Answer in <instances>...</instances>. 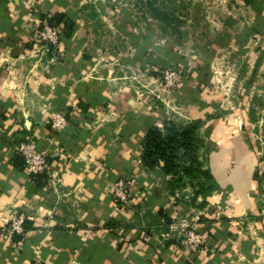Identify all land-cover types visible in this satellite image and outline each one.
Returning <instances> with one entry per match:
<instances>
[{"label":"crops","instance_id":"obj_1","mask_svg":"<svg viewBox=\"0 0 264 264\" xmlns=\"http://www.w3.org/2000/svg\"><path fill=\"white\" fill-rule=\"evenodd\" d=\"M232 1L249 8L257 27L249 35L258 48L243 84L242 130H234L231 113L226 121L212 118L211 104L187 86L177 96L186 109L182 125L152 111L131 84L123 82L118 94L111 79L120 74L112 76L102 60L121 54L123 38L131 44L121 62L138 66V55H148L150 34L129 1L0 0V264H264V0ZM54 13L75 30L37 55L42 21ZM112 69L120 68L114 62ZM58 113L67 118L60 131L52 126ZM197 120L208 134L201 150L209 151L200 158L212 190L179 196L171 175L144 166L145 137L153 127ZM28 138L47 154L41 184L16 165L17 143ZM131 174L130 204L123 206L114 184ZM11 210L32 217L20 239L3 233ZM182 221L208 238L206 251L182 244Z\"/></svg>","mask_w":264,"mask_h":264},{"label":"rangeland","instance_id":"obj_2","mask_svg":"<svg viewBox=\"0 0 264 264\" xmlns=\"http://www.w3.org/2000/svg\"><path fill=\"white\" fill-rule=\"evenodd\" d=\"M127 1L136 13L138 26L150 36L145 39L148 55H138L140 66L129 67L125 60L121 62V58L129 56L123 55L124 50L127 48L130 52L128 47L131 41L125 38L119 44L121 54L115 59L109 58V62L107 59L102 60L101 64H110L112 76L120 74L121 78L111 79L112 82L118 80L120 84V88H116L118 94L119 89H125L123 82H126V86L131 84L137 96L147 99L152 111L165 112L167 117L182 125L180 120L184 119L186 109L181 106L177 96L179 89L187 86L192 93L195 89L199 91L194 96L197 101L206 99L211 104L212 118L223 121L231 113L234 130H242L243 115L248 113V105L245 104L248 98L244 94L243 84L248 80L249 65L256 60L258 48L253 41L256 38L249 36L257 29L256 24L249 22V8L232 0ZM151 5L167 11L170 15L169 22L150 20L151 22L144 23L139 17L154 16ZM112 41L115 40L107 39V43ZM181 58H185L186 64ZM114 62L120 69L113 73ZM167 70H177L182 80L167 86L164 77ZM110 90L113 91V88ZM111 96L114 97L112 92ZM229 122L231 123L230 120ZM203 123L199 120L192 121L186 126L180 125V128L197 124L201 130ZM208 151L209 146L200 149L202 157H206ZM259 155L264 161L263 154ZM209 186L207 177L190 179L185 176L183 182L172 185L171 190L180 194L179 196L196 195L202 188L208 192Z\"/></svg>","mask_w":264,"mask_h":264},{"label":"trees","instance_id":"obj_3","mask_svg":"<svg viewBox=\"0 0 264 264\" xmlns=\"http://www.w3.org/2000/svg\"><path fill=\"white\" fill-rule=\"evenodd\" d=\"M245 1L249 3L253 0ZM151 11L159 21L169 22L170 15L167 11L154 5H151ZM50 21L63 24L61 27L60 41L75 30V23L67 20L62 13L52 14ZM181 60L186 64L185 58H181ZM81 106L84 110L87 109L86 105L81 104ZM203 143L199 125L197 124L179 128L171 122L165 124L163 129L153 127L145 137L142 162L150 170L161 169L165 175H171L174 179L173 185L183 182L185 176L190 179L207 177L211 181V172L209 169L204 168V164L199 155ZM16 158L17 167L25 168L23 157L17 154ZM31 176L39 184H41L40 180L48 179L46 170L43 172H31ZM201 187H204L203 184H201ZM211 190L212 186H209V191ZM198 193H205V190L202 188ZM28 222L25 225L27 230H29ZM21 237L17 236L19 239Z\"/></svg>","mask_w":264,"mask_h":264},{"label":"built area","instance_id":"obj_4","mask_svg":"<svg viewBox=\"0 0 264 264\" xmlns=\"http://www.w3.org/2000/svg\"><path fill=\"white\" fill-rule=\"evenodd\" d=\"M52 14H47L43 19L41 29L39 31L40 47L36 50L37 55L45 56L53 49L60 46V34L63 24L51 22ZM167 86L174 85L175 82L182 80L180 72L177 70H167L164 74ZM67 124L65 114L58 113L52 120V126L55 130H62ZM16 153L21 155L25 162V169L28 172H43L47 168L48 159L47 154L38 149L37 143L34 139H22L17 143ZM263 154L264 151H261ZM135 175L129 177L119 178L114 184V196L116 201L128 206L131 198V187L134 183ZM32 217L24 212L18 210H11L9 213L6 226L3 228V233L11 238L17 236H25L28 232L25 225ZM180 226L185 229V235L182 239V244L192 251L207 250L208 238L194 229L189 228L187 221H182ZM33 264H44L41 259H37Z\"/></svg>","mask_w":264,"mask_h":264}]
</instances>
